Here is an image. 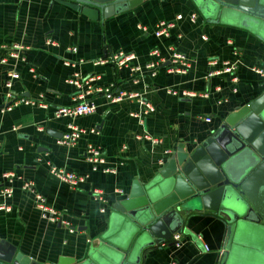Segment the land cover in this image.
Listing matches in <instances>:
<instances>
[{
	"label": "crops",
	"instance_id": "obj_1",
	"mask_svg": "<svg viewBox=\"0 0 264 264\" xmlns=\"http://www.w3.org/2000/svg\"><path fill=\"white\" fill-rule=\"evenodd\" d=\"M193 11L199 9L192 0H145L110 18L93 20L59 0H0V44L24 46L20 58L0 64V187L14 188L12 197H0V204L12 207L0 211V245L42 264L57 263L61 257L83 259L107 232L113 206L128 197L136 180H150L179 148L202 144L231 112L264 93V75L253 70L264 69V40L233 23L209 22L200 11L198 22L192 23ZM180 14L169 36L155 35L160 21ZM170 46L189 58L186 73L170 71ZM153 48L167 57L157 74L132 71L149 60ZM120 52L135 56L128 67L119 68L113 59ZM100 59L107 62L98 63ZM213 59L216 67L225 60L240 64L233 74L209 76ZM12 72L19 78L11 80ZM76 73L82 81L99 75L92 83L95 89L116 84L139 93L155 110L132 116L143 109L137 99L112 102L94 90L88 99L97 104L95 112L56 117L57 108L79 102V90L68 81ZM9 91L31 102L4 110L14 101L7 97ZM185 91L197 95L185 96ZM69 124L88 132L76 143L62 145L59 140ZM146 131L157 142L137 138ZM89 143L103 147L113 171L92 169L86 157ZM52 166L88 176L72 188L51 173ZM10 172L15 175L6 177ZM28 180L34 182V191L23 189ZM259 188L264 195V179ZM96 190L105 201L96 199ZM36 193L62 214V221L43 216ZM185 227L202 240L182 234L180 246L165 242L146 249L140 264H217L225 241L223 219L195 213Z\"/></svg>",
	"mask_w": 264,
	"mask_h": 264
},
{
	"label": "water",
	"instance_id": "obj_2",
	"mask_svg": "<svg viewBox=\"0 0 264 264\" xmlns=\"http://www.w3.org/2000/svg\"><path fill=\"white\" fill-rule=\"evenodd\" d=\"M93 20L107 19L145 0H59ZM209 22L233 23L264 40V0H192ZM63 136V134L61 135ZM264 93L231 112L216 133L191 150L179 148L147 182L136 180L113 207L112 222L81 260L49 264H140L142 253L199 235L185 227L195 213L223 219L217 264H264ZM0 264H42L0 245Z\"/></svg>",
	"mask_w": 264,
	"mask_h": 264
},
{
	"label": "built area",
	"instance_id": "obj_3",
	"mask_svg": "<svg viewBox=\"0 0 264 264\" xmlns=\"http://www.w3.org/2000/svg\"><path fill=\"white\" fill-rule=\"evenodd\" d=\"M200 17L199 11H193L189 14V18L192 23H197ZM182 18V14L178 15L175 20H162L159 22L157 27L155 28V35L157 37L161 36H169L170 31L177 26V21ZM206 38V37H204ZM24 48L23 45L20 43H13L10 45L7 44H0V64H7L11 59H18L20 58V50ZM73 51H77V48H72ZM238 54L237 52H235ZM149 60L142 66L136 65L131 68L132 71H142L144 69L148 70L153 76L157 74L159 67L166 62L167 57L161 53L159 48H153L149 53ZM169 60L170 63L173 65L170 68L171 72L177 73H186L188 68L190 67V60L187 55L180 51L179 49L170 46L169 47ZM135 58L133 54H124L119 53L113 57L116 61L119 68L128 67L129 62ZM107 62L106 59L98 60V63H105ZM212 66V71L210 72L209 76L214 75H221V74H233L238 69L240 62H233L232 60H225L223 62L222 67H216L218 61L213 59L210 62ZM65 65H71V62L65 61ZM254 71H256L260 75H264V69L260 67H254ZM30 71L35 73L36 68L33 66L30 67ZM19 74L17 72L10 73L11 80L19 78ZM100 79L99 75L93 76L89 78L87 81H82L80 79V74L76 73L72 78L68 81L71 84H74L77 89L79 90V102L71 105V106H62L57 108L56 110V117H78L83 115H88L95 112L98 108L97 104L88 99L94 90L98 92L104 93V95L112 102H121L126 99H137L140 104H142L143 109L141 113H132V116L141 117L142 115L147 116L149 113L154 112L155 107L152 102L144 99L139 93L130 92L125 88L119 87L116 84H110L108 86L97 87L96 89L92 85V83L96 80ZM8 87H11L12 83L9 81L7 83ZM86 86V87H85ZM177 92H174L176 94ZM185 96L195 97L197 94L194 91H185ZM205 97H208V93L204 94ZM7 97L14 99V101L8 104L4 110H12L14 106L19 104H27L30 103V99L26 98L25 96H17L15 97L14 93L10 91L7 93ZM210 121V118H207ZM91 132L95 133V129H91ZM88 132V129L77 124H69L67 130L63 133V136L60 138L59 142L62 145H72L76 143L83 135ZM138 139H144L152 142H157L155 139L152 138L151 134L146 131L143 135H138ZM1 143V141H0ZM87 160L92 163V169L94 171H98L102 169L104 171H113L109 166H107V159L105 156V152L103 147L97 144L89 143L86 152ZM51 173L56 175L61 181L67 183L72 188L78 187L82 182H84L88 175L79 174L78 172L66 169L64 167L52 166ZM15 174L13 172L7 173L6 177H12ZM24 190L34 191V182L32 180L25 181L22 185ZM123 190H120V193H123ZM14 194V188L11 185H5L0 187V197L2 198H10ZM37 198V206L42 211L43 216L47 218L51 222L62 221V214L49 206L46 202L45 197L40 194L36 193ZM96 199L98 200H106L103 193L100 190H96ZM12 209L11 205L7 202H3L0 204V211L7 210L10 211ZM105 209H102L104 212ZM73 230V229H72ZM202 240L201 236H199ZM173 240L176 241V245L180 246L182 243V234H175L173 236ZM205 248L208 250L209 246L205 244Z\"/></svg>",
	"mask_w": 264,
	"mask_h": 264
}]
</instances>
